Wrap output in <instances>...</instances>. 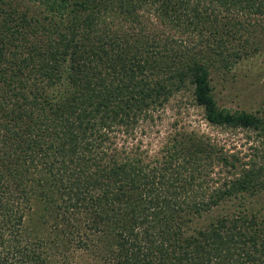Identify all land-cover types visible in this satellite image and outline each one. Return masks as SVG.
I'll list each match as a JSON object with an SVG mask.
<instances>
[{
  "label": "trees",
  "instance_id": "1",
  "mask_svg": "<svg viewBox=\"0 0 264 264\" xmlns=\"http://www.w3.org/2000/svg\"><path fill=\"white\" fill-rule=\"evenodd\" d=\"M146 15L159 21L150 35ZM256 16L264 0H0V264L68 261L106 241L96 264H264V220L247 209L190 233L264 190V115L220 107L210 78L260 49L244 36ZM184 90L210 123L255 133L250 160L195 134L173 138L165 166L111 141ZM36 183L64 208L63 234L42 241L19 226Z\"/></svg>",
  "mask_w": 264,
  "mask_h": 264
},
{
  "label": "rangeland",
  "instance_id": "2",
  "mask_svg": "<svg viewBox=\"0 0 264 264\" xmlns=\"http://www.w3.org/2000/svg\"><path fill=\"white\" fill-rule=\"evenodd\" d=\"M146 17L144 24L147 27L144 32L150 35L152 32L155 33L154 27L159 21L154 16L148 18L146 15ZM252 21L253 23L249 25V31L245 32L244 36L250 34L255 41L254 46H256V40H259L257 44H259L260 49H253L252 53L249 54L242 52V57L235 59V61H232L233 58H231L233 64L228 67L212 66L210 78L214 96L220 107L231 110H246L264 115V17L256 16L252 18ZM130 25V23H126L125 29H131ZM171 33L175 35V39L185 40L187 37L181 32L172 31ZM198 39H200V36L194 34L191 40L192 42H198ZM236 40H238V36ZM236 40L232 39L230 42L233 48L237 44ZM186 43L191 44L186 41L184 46ZM179 47H183L181 41L178 43L171 42V50ZM148 115L147 118L146 116L141 117L137 127L132 131L134 133L130 136L124 133L123 127L113 131L115 133H110L113 136L111 141L115 140L121 148L128 147L131 149L133 147L132 152L144 156L146 163L151 162L152 165L165 166L164 158L168 155L167 150L171 149L173 151V138L181 137L182 134L204 136L210 142L222 147L225 152L235 153L244 162L250 160L253 155V146L256 144L255 133L242 128L231 129L210 123L205 117L203 107L195 101L192 90H184L176 94L166 105L150 111ZM177 162L183 161L174 159L172 164ZM217 164L215 163L216 172L220 168ZM221 178L222 181L224 176H221ZM216 184H220V181H217ZM30 190L28 193L29 202L24 201L21 203V206L27 205L24 219L19 224L20 228L30 226L36 231L33 238L41 241L43 238L48 240L54 235L63 234L62 227L64 225L59 224V218H61L59 212L60 210L64 211V208L53 202L50 193L47 194L48 198L42 192L40 193L37 183ZM45 190H47V187H45ZM8 200H12L9 202L11 205L17 204V200L13 197L4 199V202ZM244 201L231 197L220 203L213 209V212H207L205 217L196 219L192 224L190 233L194 232L195 227H203L204 224L211 221V217H216L221 213H238V211L247 209L249 213L256 214L258 221L264 220V190L257 192L246 202ZM72 211L74 210L72 209ZM107 246L108 241L101 244L97 252L94 250L87 253L83 250L72 252L68 261H61V256L55 255L56 257L50 258L49 263L96 264L99 253L104 254L108 250ZM62 250H65V248H62ZM11 259L15 260L13 257Z\"/></svg>",
  "mask_w": 264,
  "mask_h": 264
}]
</instances>
